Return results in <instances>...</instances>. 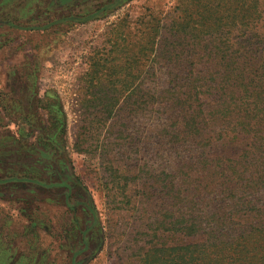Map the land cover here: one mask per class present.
<instances>
[{"label":"rangeland","instance_id":"1","mask_svg":"<svg viewBox=\"0 0 264 264\" xmlns=\"http://www.w3.org/2000/svg\"><path fill=\"white\" fill-rule=\"evenodd\" d=\"M24 1L0 0V94L30 100L33 118L0 121L16 154L0 160V264H207L181 250L205 237L182 230L195 198L179 191L139 85L162 66L148 23L207 0ZM198 50L169 66L199 69Z\"/></svg>","mask_w":264,"mask_h":264},{"label":"trees","instance_id":"2","mask_svg":"<svg viewBox=\"0 0 264 264\" xmlns=\"http://www.w3.org/2000/svg\"><path fill=\"white\" fill-rule=\"evenodd\" d=\"M187 7L168 23H148L146 44L162 66L146 75L159 83H139L162 156L178 169L179 191L195 198V218L182 230L205 237L181 250L205 251L207 264H264V0L199 1L190 6L194 15ZM192 47L199 61L206 49L208 63L197 70L169 66L187 63L183 55ZM11 95L0 94V121L22 124L11 120L15 114L31 124L30 100ZM0 140V160L13 158L14 147Z\"/></svg>","mask_w":264,"mask_h":264},{"label":"crops","instance_id":"3","mask_svg":"<svg viewBox=\"0 0 264 264\" xmlns=\"http://www.w3.org/2000/svg\"><path fill=\"white\" fill-rule=\"evenodd\" d=\"M4 2H7V1H4Z\"/></svg>","mask_w":264,"mask_h":264}]
</instances>
